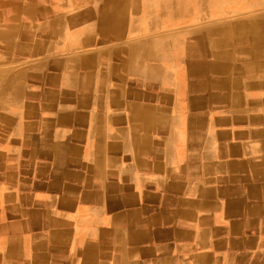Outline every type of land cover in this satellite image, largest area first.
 Instances as JSON below:
<instances>
[{
	"label": "crops",
	"instance_id": "0c3cea01",
	"mask_svg": "<svg viewBox=\"0 0 264 264\" xmlns=\"http://www.w3.org/2000/svg\"><path fill=\"white\" fill-rule=\"evenodd\" d=\"M231 1L0 0V264H264V0Z\"/></svg>",
	"mask_w": 264,
	"mask_h": 264
},
{
	"label": "rangeland",
	"instance_id": "374dc122",
	"mask_svg": "<svg viewBox=\"0 0 264 264\" xmlns=\"http://www.w3.org/2000/svg\"><path fill=\"white\" fill-rule=\"evenodd\" d=\"M207 1V0H206ZM226 2V5L223 4V2ZM161 2V10L164 11L167 10H174L176 11L177 14H189L192 15V22H179L175 26H180V25H188L192 26L194 29H200L201 26H206L207 23L204 22L206 21L205 16L209 15L210 21L213 19L212 17L215 16L219 10H222L224 7H227V0H208V2H214L213 5L210 7L208 5L204 6L202 5V0H160ZM168 3H172V6H167ZM207 3V2H206ZM185 4V7H183ZM248 5V1L246 0H235V6L241 8H245L246 5ZM219 7V8H217ZM213 7V8H211ZM263 9V8H262ZM163 13V12H161ZM170 12H167V14ZM212 18V19H211ZM164 23H161V30H167V28H164L163 26ZM167 26V24H166ZM212 26H215L213 23H209V27L211 28Z\"/></svg>",
	"mask_w": 264,
	"mask_h": 264
},
{
	"label": "bare ground",
	"instance_id": "6f19581e",
	"mask_svg": "<svg viewBox=\"0 0 264 264\" xmlns=\"http://www.w3.org/2000/svg\"><path fill=\"white\" fill-rule=\"evenodd\" d=\"M214 1H218V0H214ZM233 3H234V5H235V0L233 1ZM214 4V2H208V6L210 7L211 5H213ZM223 4L224 5H226V2L224 1L223 2ZM232 4V1L230 0V1H228L227 2V6L228 5H231ZM255 4H256V2H255ZM244 5H247V4H244ZM216 6V5H215ZM217 7V6H216ZM211 8H213V7H211ZM217 8H219V7H217ZM237 8H239V7H237ZM259 19V18H258ZM263 19V18H262ZM245 23V22H244ZM264 24V23H263ZM261 30L262 31H264V26H261V29H260V27H257V30H256V35L259 37V35H260V33L259 32H261ZM213 35V34H212ZM246 35V34H245ZM262 36V35H261ZM248 37V36H247ZM263 37H264V35H263ZM227 39V38H226ZM248 40V39H247ZM227 41H229V40H227ZM228 43V42H227ZM226 43V44H227ZM246 46V45H245ZM218 47V46H217ZM210 55H212V54H210ZM234 70V69H233ZM238 71V70H237ZM233 72V71H232ZM239 72V71H238ZM261 88V87H260ZM238 89V88H237Z\"/></svg>",
	"mask_w": 264,
	"mask_h": 264
}]
</instances>
